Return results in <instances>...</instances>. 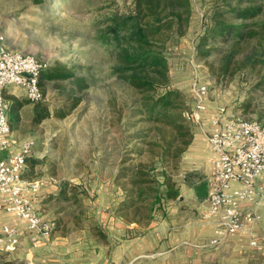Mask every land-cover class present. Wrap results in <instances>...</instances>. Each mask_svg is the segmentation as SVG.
<instances>
[{
	"label": "rangeland",
	"instance_id": "rangeland-1",
	"mask_svg": "<svg viewBox=\"0 0 264 264\" xmlns=\"http://www.w3.org/2000/svg\"><path fill=\"white\" fill-rule=\"evenodd\" d=\"M218 1L190 0V17L183 34L166 30L161 36L169 63L170 82L168 88L157 86L153 96L157 97L167 89L178 90L174 111L183 121L180 113L191 100L192 84L208 82L211 98L215 102L223 103L230 112H238L244 118L257 119L261 114L260 122L263 123L264 89H255L253 85L264 76V66L247 67L242 63L253 43L236 53L228 65L229 41L215 38L210 42L213 49L209 55L199 57L196 54L195 43ZM131 6L132 0H45L39 5L31 0H0V20L13 48L31 53L51 66L75 65L76 72L86 79L87 86L81 90L67 79L46 83L44 106L52 113L59 110L69 113L46 118L47 123L37 129L40 138L56 134L51 140L63 146L74 136L78 145L85 146V153L87 146L91 160L100 157L110 166L116 162V191L118 188L123 191V185L126 186L128 181L124 169L139 164L147 167L156 180H163L165 173L169 181L176 184V178L182 173L185 150L194 133L190 123L184 121L189 134L182 128L180 131L185 134L180 135L170 124L147 119L139 109L141 93L126 85L123 78L113 71L110 49L95 38L109 16L126 13ZM70 88H74L73 93ZM9 114L14 115L12 111ZM189 137L190 142L183 145ZM56 156L62 154L52 155L53 158ZM91 169L89 173L100 178L97 188H103L101 181L108 177L112 169L98 168L96 173H92L95 171ZM74 186L76 200L67 197L63 190L65 186L61 187L58 212L65 211L68 205L72 210L62 212L59 220L70 225H90L92 230H97L99 223L91 215V205L86 198L95 194L92 187L88 186V194L84 188ZM158 194L162 197L160 190ZM119 196L108 203L113 205L115 213L123 214L126 220L132 219L130 214L124 216L125 210L120 208L125 195ZM139 225L144 226L145 223Z\"/></svg>",
	"mask_w": 264,
	"mask_h": 264
},
{
	"label": "crops",
	"instance_id": "crops-1",
	"mask_svg": "<svg viewBox=\"0 0 264 264\" xmlns=\"http://www.w3.org/2000/svg\"><path fill=\"white\" fill-rule=\"evenodd\" d=\"M0 34L4 35L6 44L15 49L1 20ZM4 97L14 115L7 113L11 143L2 156L17 153L21 143L27 139L35 140L24 175L29 180L43 182L34 196L33 207L44 218L55 219L58 225L49 238L37 239L30 234L25 221L13 213L0 211V232L5 224L16 226L19 232L16 250L0 252V264H264V244L259 247L250 244L252 239H264V203L254 208L258 216L255 222L214 242L217 215L210 214L206 197L209 180L214 173L215 153L204 130L209 128L216 107L225 105L215 102L211 94L206 110L198 114L199 121L189 122L194 133L183 156L182 173L176 178L177 196L165 198L167 187L162 184V197L151 220L144 226L115 213L113 205L108 203L123 194L120 188L116 191L114 187L116 162L110 166L100 157L91 160L87 146L85 153V146L78 145L74 136L63 146L51 140L56 134L40 138L37 129L47 123L46 118L39 122L33 120L35 104L26 98L24 91L19 87H9ZM227 110L228 114L238 113ZM55 153L62 156L53 158ZM108 167L112 170L108 169V177L101 181L103 188H97L100 178L89 170L92 168L95 171L92 173H96L98 168L105 170ZM64 168L65 171H61ZM65 184L68 186L65 188L67 197L71 193L70 186L78 185L88 194V186L92 187L95 194L86 198L90 201L87 203L91 205V215L99 223L97 230H92L90 225L58 223L62 212L72 210L68 205L65 211L58 212V198Z\"/></svg>",
	"mask_w": 264,
	"mask_h": 264
},
{
	"label": "trees",
	"instance_id": "trees-1",
	"mask_svg": "<svg viewBox=\"0 0 264 264\" xmlns=\"http://www.w3.org/2000/svg\"><path fill=\"white\" fill-rule=\"evenodd\" d=\"M44 1L31 0L36 5ZM217 4L204 22L195 43L197 56L209 55L213 49L210 42L219 38L221 41L230 42L226 63L228 65L236 53L253 43L242 63L247 67L264 66V0H219ZM189 15L190 0H132L131 8L126 13H114L109 16L95 37L99 43L110 49L114 61L113 71L123 78L126 85L141 93L139 109L146 118L170 124L180 135L189 134L188 126L184 124L189 122L183 116V112L191 109L192 94L190 102L180 113L183 122L174 111L179 91L167 89L157 97L153 96V92L157 86L168 88L170 82L169 63L163 51L164 40L161 36L166 30H171L170 32L173 31L177 35L183 34ZM40 79L43 95L45 85L50 80H71L78 90L87 86L85 77L76 72L75 65L69 67L50 65L41 72ZM259 87L264 89V76L253 85L255 89ZM70 91L73 93L74 88H70ZM34 104L35 122L50 116L62 117L69 113L64 110L50 112L49 108L44 106V99ZM257 119L260 121L262 115L260 114ZM182 128L186 129L183 134L180 131ZM189 142L190 137L184 140L183 145ZM124 170L127 172L125 177H128V181L126 186L123 185L125 198L121 200L120 208L125 210L124 216L132 215L130 220L138 224L144 222L146 225L161 199L158 194L160 186L166 185L164 196L167 199H174L178 191L175 184L169 181L167 174L163 173V180H156L143 164ZM63 186L66 188V184ZM75 189L76 186L71 187L69 197L76 200Z\"/></svg>",
	"mask_w": 264,
	"mask_h": 264
},
{
	"label": "built area",
	"instance_id": "built-area-1",
	"mask_svg": "<svg viewBox=\"0 0 264 264\" xmlns=\"http://www.w3.org/2000/svg\"><path fill=\"white\" fill-rule=\"evenodd\" d=\"M49 66L31 53L10 48L0 34V211L13 213L25 221L28 231L37 239L49 238L58 224L55 219L44 218L33 207L34 196L43 182L29 180L24 175L35 140L22 142L17 153L1 155L11 143L7 116L10 104L4 92L9 87H19L30 102L43 100L40 75ZM191 93L192 107L183 116L188 122H198V114L206 110L209 86L196 82ZM204 132L215 153L206 203L210 214L217 215L214 242H218L258 218L254 208L264 201V124L255 118L228 114L226 106L218 105ZM18 244V228L3 225L0 252H12ZM250 244L259 247L264 239H252Z\"/></svg>",
	"mask_w": 264,
	"mask_h": 264
}]
</instances>
